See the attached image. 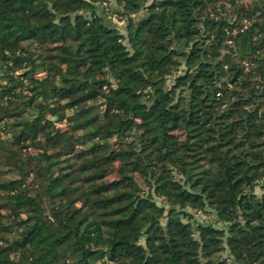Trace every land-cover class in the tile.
I'll return each instance as SVG.
<instances>
[{"label": "trees", "instance_id": "obj_1", "mask_svg": "<svg viewBox=\"0 0 264 264\" xmlns=\"http://www.w3.org/2000/svg\"><path fill=\"white\" fill-rule=\"evenodd\" d=\"M100 1L0 0V264H264V0Z\"/></svg>", "mask_w": 264, "mask_h": 264}, {"label": "rangeland", "instance_id": "obj_2", "mask_svg": "<svg viewBox=\"0 0 264 264\" xmlns=\"http://www.w3.org/2000/svg\"><path fill=\"white\" fill-rule=\"evenodd\" d=\"M240 1H243V3H246L249 1L248 0H240ZM101 3H95V5H97L99 7V9L101 10V14L103 15L106 23L108 25H111L113 26L114 28H117L118 30L120 31H123V20L118 17L117 13L113 12L116 10V4L113 0H101L100 1ZM113 10V11H112ZM87 15H90L91 13L90 12H86ZM133 17V15H132ZM242 23L244 24H247V22L245 20L242 21ZM3 72H0V85H3L5 83V78H3ZM171 81L167 82V85L170 83ZM27 93V91H25ZM28 95V94H27ZM12 107H15V108H19L20 106L18 105V102L15 101L14 105ZM67 114H69L70 112H66ZM25 115H23V118H24ZM16 119L18 120H21V118H6L3 120L2 123H5V124H11L12 122H14ZM5 139H8L10 137V135L6 134L3 136ZM245 147V146H244ZM114 176V175H113ZM112 177V176H111ZM9 178V175L7 174V168L6 167H3V166H0V180H5V179H8ZM32 179V176L29 177V180L28 182L31 184L30 180ZM31 187V185H30ZM32 190V189H31ZM261 184H257L255 186V189H254V193L256 195H260L261 194ZM154 201H155V204L156 205H159L161 203V199L159 198H154ZM3 210L0 211V213H5V212H2ZM187 213H189L192 217H190V222L191 221H198L199 219H204V221L208 220L209 221V218L208 217H205V216H202L203 214H200L199 211H196V210H189L187 209ZM208 216V214H206ZM206 219V220H205ZM212 221V220H211ZM162 223H164V220H162ZM164 225V224H162ZM143 243V241H142Z\"/></svg>", "mask_w": 264, "mask_h": 264}, {"label": "built area", "instance_id": "obj_3", "mask_svg": "<svg viewBox=\"0 0 264 264\" xmlns=\"http://www.w3.org/2000/svg\"><path fill=\"white\" fill-rule=\"evenodd\" d=\"M244 65L246 66V63H244Z\"/></svg>", "mask_w": 264, "mask_h": 264}]
</instances>
